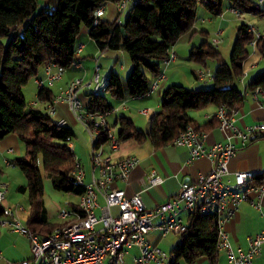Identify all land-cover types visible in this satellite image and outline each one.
Returning a JSON list of instances; mask_svg holds the SVG:
<instances>
[{
    "label": "trees",
    "instance_id": "trees-1",
    "mask_svg": "<svg viewBox=\"0 0 264 264\" xmlns=\"http://www.w3.org/2000/svg\"><path fill=\"white\" fill-rule=\"evenodd\" d=\"M119 0H0V136L16 135L25 145V153L14 160L26 183L17 191L27 194V228L34 234L46 236L53 230L72 221L51 222L43 202V175L48 176L55 190L74 196L70 210L81 217L79 198L86 187L74 176L77 166L70 142L73 132L58 126L38 106H29L23 87L37 77L47 64L72 68L76 43L82 27L101 51L121 50L129 57L132 70L127 78L112 72L107 89L102 94L87 93V108L93 113L107 115L113 111L112 99L122 102L148 94L150 84L161 73L163 61L178 39L196 23L199 6L212 15H220L225 3L242 14L264 16L259 0H139L127 9L122 23L101 20L93 25L94 12L100 6ZM206 36V35H205ZM253 35L248 24L237 27L236 39L229 65L219 63L211 79L210 89H190L171 84L161 94L160 111L151 120L147 132L135 128L125 116L116 119L119 126L118 141L150 142L155 148L172 144L175 137L188 125L196 130L208 131L219 124L213 119L198 126L190 111L209 106H225L229 112L237 110L246 99V93L264 91V70L240 91L238 83L244 75V63L251 54ZM256 52L264 58V41L259 40ZM189 58L206 68L208 60L220 61L221 55L208 41L207 36L190 50ZM228 86V89H221ZM39 102H50L52 90L39 89ZM109 141V135H100L96 146ZM264 175L257 176L256 181ZM4 206L0 203V216ZM76 217H73L75 220ZM217 215L202 214L199 210L186 216L187 229L178 236V244L170 250L168 264H196L206 258L217 264Z\"/></svg>",
    "mask_w": 264,
    "mask_h": 264
},
{
    "label": "built area",
    "instance_id": "built-area-1",
    "mask_svg": "<svg viewBox=\"0 0 264 264\" xmlns=\"http://www.w3.org/2000/svg\"><path fill=\"white\" fill-rule=\"evenodd\" d=\"M139 0H119L115 3L118 12L115 21L122 23L124 13L127 9L136 4ZM202 1V0H197ZM262 2V0H259ZM105 6L98 7L94 12L93 25L103 20ZM229 11L239 17L240 10L230 8ZM248 32L253 35L250 42L251 53L256 52V43L264 41V33L254 25H248ZM221 33H217L212 39L216 45L220 41ZM83 45H77L75 55L82 51ZM175 58L171 49L163 65H169ZM72 67L83 69L81 62H74ZM64 68L54 64H47L45 80L37 79L39 89L51 87L64 74ZM200 79H212L208 69L198 68L194 72ZM166 79L162 72L150 84L149 91H155L159 83ZM108 77L100 73L96 65L89 78H75L61 92L47 103V112L50 116L54 113V106L59 100L66 101L71 110L75 113L77 120L84 126L91 138L90 163L92 167L90 182L86 183L84 168L77 162L74 176L85 185L86 191L79 198L81 217L71 210L61 209L58 213L59 219L71 222L56 227L52 233L40 236L31 232L27 227L19 223L6 220L5 217L12 216L8 207L4 206L3 215L0 216V226H12L16 231L23 234L29 244L31 257L17 261L13 264H126L125 255L127 250L133 246L139 248L140 255L135 264H168L169 258L158 246L152 245L146 240V235L152 231H158L159 236L164 238L170 234L179 236L187 229L186 216L196 210L202 214L217 215V226L219 230L218 251L223 250L230 264H252L253 259L261 254L264 245V229L249 238L248 250L234 252L227 234L222 225L224 221L231 218L238 205L248 199L250 191L257 193V199L251 204L261 210L264 200V175L256 181L257 176L251 171H238L235 173L233 185L223 183V176L227 173V163L235 154L237 146L228 142L226 144L216 143L205 146L204 132L196 130L188 125L179 132L172 142V145L184 147L188 150L189 159L195 160L206 157L212 162V169L209 173L200 175L194 182H182L176 196L169 198L160 205L149 208L142 199V191L127 195L125 191L114 187L117 180L127 181L132 170L138 165V158L125 156L120 159H113L103 146H96L100 135L107 132L112 149L118 145L111 132L104 115L93 113L79 98V93L88 90L91 94H102L106 91ZM264 91L257 89L252 95L255 97ZM237 110L229 112L225 106L218 107L214 117L219 121L218 128L231 132V137L240 140V146L248 145L253 136L264 131V122L254 124L245 130L235 125V114ZM148 115V109L140 111ZM56 125L62 126L63 121ZM164 181L156 171L146 177L145 189H149ZM144 189V190H145ZM105 200L101 215H96L95 210L99 208L98 196ZM5 190L0 187V203L3 205ZM116 208L118 213L111 214L110 209ZM186 215L183 217L182 215ZM73 217H76L73 220Z\"/></svg>",
    "mask_w": 264,
    "mask_h": 264
},
{
    "label": "crops",
    "instance_id": "crops-1",
    "mask_svg": "<svg viewBox=\"0 0 264 264\" xmlns=\"http://www.w3.org/2000/svg\"><path fill=\"white\" fill-rule=\"evenodd\" d=\"M263 4L264 1L262 2V5ZM200 7H202L203 10H201ZM230 8L231 6L228 4L226 9ZM224 14L226 13L222 12L216 17H226ZM117 15L118 12L115 3H108L105 5L104 15L102 18L103 21L113 22L117 18ZM214 16L215 15L210 14L203 6L198 7L195 25L189 32L183 34L172 48L175 53L174 60L171 61L169 65H162V70L166 79L159 83V86L155 91L144 96L129 98L122 102H116V104L112 103L113 111L110 113L113 116V125L110 126L109 124V119L107 117L109 113L104 117L115 139H117L119 131V126L115 125V122L120 116L130 118L133 121L135 128L139 131L147 132L149 130L152 118L160 111L161 94L167 86L171 84H178L185 87L186 84L184 83L188 82L190 89L210 87V84H212L211 81H205L206 79L200 80L195 76L194 72L196 67L200 66L191 62L189 54L192 47L200 45L205 37L210 36L211 33L212 35H216L220 32L222 35L223 30L221 25L226 22V19L224 20L223 18L220 20H214ZM207 29H211V32ZM80 44H82L83 47L77 59L81 62L83 69H76L72 67L65 70L63 76L51 87H49V89L52 90L54 97H58L73 79L79 77L86 79L89 75H91L92 70L96 65L99 66L100 73L107 77L112 72L120 75L121 73L127 74L130 71V66L127 61H125L124 52L121 50L110 49H105L103 51L99 50L88 36V29L86 27H82L80 30L76 45ZM121 60L122 62L117 68L116 65ZM219 63L226 64L223 59H220V61H218V64ZM46 67L47 65L43 66L40 69L38 76L31 79L28 84L23 87V95L26 102L28 101L27 104L29 106L33 105L39 107L41 105L42 107H45V111L48 114V102L45 103L38 101L37 95L39 88L36 84L37 79L45 80ZM206 68L209 69L208 67ZM263 70L264 58L257 52L251 53L249 58L244 63V75L238 83L240 91L245 92L246 85ZM214 72L212 73L210 71L212 75ZM191 79H194L197 83L201 84V86L197 83H191ZM245 93L246 99L240 107L237 108L234 118L235 125L241 130H245L254 124L264 122V93H259L255 97L252 93ZM85 96L87 100L83 103L87 106L89 100L86 94ZM54 108V113L50 115L51 120L55 124L63 121L62 126L70 128L77 140H79V136L81 137L82 140H79L80 142L77 141L75 144L71 140L69 145L74 153L76 161L84 168L82 150L84 147L86 149L88 146L85 142L83 133L84 130L79 125L81 123L77 120L75 113L71 110L66 101L59 100L55 104ZM143 109H148L149 114H141L140 111ZM217 109L218 108L215 106H209L203 110L190 111L189 115L195 121L196 125L203 126L213 119ZM114 127H116V130H113ZM203 132L205 133L204 141L206 147L216 143L226 144L228 142L237 146L235 154L227 163V173L223 176L224 184L233 185L235 182V173L238 171H251L256 175L264 173V131L258 133L256 136H253L248 145L244 147L240 146V140L238 138L231 137L228 139V136H231V132L221 131L218 128V125L208 131L203 130ZM103 148L107 153L111 154L113 159H120L125 156H135L138 158V165L132 170L128 180H117L114 182V187L125 191L127 195H132L142 191V199L149 208L156 207L169 198L176 196L182 182H194L200 175L207 174L212 169V162L210 159L200 157L195 160H190L188 150L186 148L174 146L172 144L155 148L148 141L144 143H137L130 139L118 141V145L114 149L111 148L110 143H106ZM25 149L24 143L18 139L16 135L9 134L3 137L0 136V187H3L5 190L3 206L8 207L12 212V216H7L5 219L19 223L22 227H27L28 201L26 209L23 204L14 205L9 200H6L8 187L7 184L3 182L5 180L2 176L3 169L1 165L3 166L4 163L7 166L12 164V162L14 163L16 158L24 155ZM76 149H78V154H75ZM151 171H156L160 176H162L164 181L161 184L145 189L146 177L151 173ZM84 172L86 174V179L87 177L90 179L92 172L91 163L89 172H86L85 168ZM42 175L44 182L45 179L43 172ZM44 188L45 187L43 185V196ZM54 190L53 192H48L47 190V193L51 196L45 200L43 198V202L46 208L48 220L55 223H62L64 221L58 217V213L62 208H57L56 203V201L60 199L61 193L58 190ZM256 199L257 193L250 191L248 193V199L241 202L238 205L235 214L228 220L224 221L222 225L224 232L228 236L231 247L236 253L238 250L244 252L247 251L249 238L255 236L264 229V200L261 210H258L251 204V201ZM97 201L99 208L95 210V213L99 216L103 212L102 208L105 206V200L101 195H99ZM110 213L115 214L118 213V211L116 208H111ZM182 216L185 217L186 215L183 214ZM146 240L152 245L159 247L163 238L159 236L158 231H152L146 235ZM139 255V248L137 246L131 247L127 250L125 255L126 264H135ZM30 257L31 250L27 238L23 234L16 231L12 226H0V264H13L17 261L29 259ZM258 258L259 256L255 257L253 261ZM196 264H210V262L206 258H202ZM217 264H230L227 255L223 250L219 251Z\"/></svg>",
    "mask_w": 264,
    "mask_h": 264
},
{
    "label": "rangeland",
    "instance_id": "rangeland-1",
    "mask_svg": "<svg viewBox=\"0 0 264 264\" xmlns=\"http://www.w3.org/2000/svg\"><path fill=\"white\" fill-rule=\"evenodd\" d=\"M228 4L225 3L224 5V9H223V12H225L226 14V17L224 16V20L226 21L223 25H221V28H222V35L219 37L220 38V41L219 43L216 45V49L220 52V55H221V59H223L227 65H229L230 63V55H231V51H232V48H233V44L235 42V39H236V34H237V27L241 24V23H246L248 25H254L255 27L258 28L259 31L261 32H264V16H258V15H247V14H240L239 17H237L235 15V13H230L229 9H226V6ZM260 7L262 9H264V4L260 5ZM201 10H203L202 7H200ZM127 12V11H126ZM126 12L124 13V16L126 15ZM229 12V13H228ZM223 18H220V17H216L214 16V20H220V19H223ZM208 31L211 32V29H207ZM215 37V35H211L208 36V41L210 43H212V39ZM251 55V54H250ZM124 56H125V61H127L128 65L130 66V71L127 73V74H120L121 77L123 79L127 78V76L130 74L131 70H132V64L129 60V57L127 56V54L124 53ZM122 62V60L116 65V67L118 68L120 63ZM218 66V61L216 60H208L207 61V67L209 68L208 70L211 71L212 73L215 71V69L217 68ZM198 68H203V67H196V69ZM207 69V68H206ZM102 74V73H101ZM90 75L87 77L89 78ZM86 78V79H87ZM74 80V79H73ZM249 80V79H248ZM247 80V81H248ZM205 81H211L209 78L206 79ZM190 82L192 83H197L194 79H191ZM186 84L185 87L186 88H190V85L189 83H184ZM199 84V83H197ZM203 85V84H202ZM199 86H201V84H199ZM212 84H210V87H202L203 90L205 89H210L212 88ZM88 93V90H84V93L83 92H80L79 93V98L85 103L86 102V96L85 94ZM28 102V101H27ZM110 102L113 103V104H116L115 101H113L112 99H110ZM39 108L42 110V112L46 113L45 111V107H42L41 105L39 106ZM47 114V113H46ZM108 117V121H109V124L110 126L113 125V116L111 113H109L107 115ZM83 130H84V137H85V142L87 143V148L85 149L84 145H83V150H82V153H83V158H82V161H83V165H84V168L86 170V172H89L90 170V150H91V138L87 132V130L81 125L79 124ZM113 130H116V127L113 128ZM79 140H82L81 137L79 136ZM75 138V136L72 138V142H74L76 144L77 141H79ZM80 142V141H79ZM86 145V144H85ZM82 146V145H81ZM78 149H76L75 151V154H78ZM11 159V158H10ZM2 169H3V178L5 181H3L4 183L7 184V187H8V192H7V195H6V200H9L12 204L14 205H18V204H23L26 209H27V201H28V198H27V194H22L20 192L17 191V187L21 184H25L26 183V178L24 177V175L22 174V172L20 171V169L12 162V164L10 165H5L3 163V166L1 165ZM44 182H43V185H44V200L47 199L48 197H50L51 195L47 193V190L48 192H53V188L51 186V183H50V179L48 176L44 175ZM86 183H89L90 182V179L89 177H87ZM53 189V190H52ZM55 191V190H54ZM61 193V196H60V199L58 201H56L57 203V208L59 209H67V210H70V207H69V203L71 202H74L76 201L77 199L74 197V196H71V195H68V194H65L63 192H60ZM64 207V208H63ZM117 214V213H115ZM179 242V238L175 235H168L167 237L163 238V240H161V243H160V246L159 248L164 252L166 253L167 257L169 258L170 257V250L172 248H174ZM256 260V261H255ZM253 261V264H257V263H261V264H264V245L262 246V250H261V254L259 255V258L258 259H255ZM181 264H185V263H181Z\"/></svg>",
    "mask_w": 264,
    "mask_h": 264
},
{
    "label": "water",
    "instance_id": "water-1",
    "mask_svg": "<svg viewBox=\"0 0 264 264\" xmlns=\"http://www.w3.org/2000/svg\"><path fill=\"white\" fill-rule=\"evenodd\" d=\"M229 87L228 86H226V87H222L221 89H228Z\"/></svg>",
    "mask_w": 264,
    "mask_h": 264
}]
</instances>
